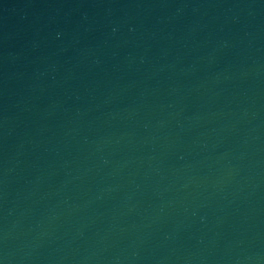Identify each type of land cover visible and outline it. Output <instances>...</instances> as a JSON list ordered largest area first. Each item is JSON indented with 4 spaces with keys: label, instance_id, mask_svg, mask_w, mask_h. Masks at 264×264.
Segmentation results:
<instances>
[{
    "label": "water",
    "instance_id": "1",
    "mask_svg": "<svg viewBox=\"0 0 264 264\" xmlns=\"http://www.w3.org/2000/svg\"><path fill=\"white\" fill-rule=\"evenodd\" d=\"M172 264H264V0H229L185 172Z\"/></svg>",
    "mask_w": 264,
    "mask_h": 264
}]
</instances>
